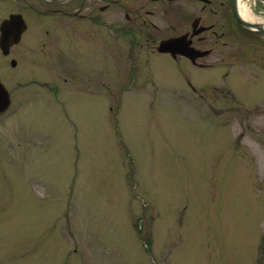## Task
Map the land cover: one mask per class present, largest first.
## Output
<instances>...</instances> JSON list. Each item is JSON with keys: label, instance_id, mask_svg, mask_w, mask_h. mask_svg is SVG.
Listing matches in <instances>:
<instances>
[{"label": "rangeland", "instance_id": "1", "mask_svg": "<svg viewBox=\"0 0 264 264\" xmlns=\"http://www.w3.org/2000/svg\"><path fill=\"white\" fill-rule=\"evenodd\" d=\"M242 2L257 19L256 1ZM47 3L3 0V18L36 15L34 84L19 73L26 56L0 67L15 102L0 116V264H264L261 42L226 78L211 74L203 97L171 93L170 71L139 67L134 83L117 40L109 56L72 54L65 67L84 77L65 85L44 46L43 11L58 8Z\"/></svg>", "mask_w": 264, "mask_h": 264}, {"label": "flooded vegetation", "instance_id": "2", "mask_svg": "<svg viewBox=\"0 0 264 264\" xmlns=\"http://www.w3.org/2000/svg\"><path fill=\"white\" fill-rule=\"evenodd\" d=\"M242 1L48 0L47 4L56 5L57 3L58 8L52 5L43 11L44 16L49 18L45 22L44 46L48 47V53L56 55L58 53L59 65L64 70L59 77L60 80H64L65 85L70 80L69 74L84 77L83 71L79 72L78 69L77 73H73L71 66L65 67L71 65L72 54L78 53V50L85 44L94 50L101 47L107 51L106 55L109 56V48H112L116 43L114 41L117 40L118 50L126 52L128 55L125 60L129 62V65H133L130 72L133 74L134 83L140 70L139 67L145 68L144 77L147 74L149 77H154L155 73L161 74L162 72L163 74L170 71L173 76L181 80V84L172 85L171 93L188 92L190 94L194 92L203 97V87L210 84L208 81L210 75L224 72L223 78H226L227 71H223L222 68L234 63L233 60L237 58L242 48L251 47L253 44L252 48L256 50L260 45L255 47L253 42H261L260 47L264 50V41L261 40L264 39V31L247 28L239 20V17L244 18L241 15V6H245ZM255 1L257 19H244L262 26L264 24V0ZM2 10L3 0H0V67L2 58L5 56L1 46L3 23L12 14H21L27 24L26 30L20 41L9 46L5 57L12 56L10 65L16 69L20 65V56H26V65L30 68H22L19 73L22 77H33L35 42L33 16L36 13L34 14V10L28 7L30 15L16 11L3 18ZM170 39L173 40L172 50L161 51L159 49L161 43ZM137 58L141 60V65H137ZM263 59L264 56H261L260 60L264 61ZM28 78L26 85L31 86L34 84V77ZM92 79L96 80L97 77H92ZM104 79L111 82L107 78ZM0 80L10 96V106L6 111L8 113L15 102L12 99L13 91L4 81L2 70ZM138 81L141 82V80ZM104 82L106 81L100 84L110 92L111 83L106 85ZM52 83V80L47 81V85H53ZM152 84L154 88H157L155 82ZM88 85L98 86L99 84L97 81H92ZM30 90H33V87ZM84 91L88 93L86 89ZM89 93L98 94L96 91ZM110 93L113 95L112 91Z\"/></svg>", "mask_w": 264, "mask_h": 264}, {"label": "water", "instance_id": "3", "mask_svg": "<svg viewBox=\"0 0 264 264\" xmlns=\"http://www.w3.org/2000/svg\"><path fill=\"white\" fill-rule=\"evenodd\" d=\"M241 24L244 26H247L249 28H255V29H259L262 30V32L264 31L263 27L261 25L258 24H251L246 22L245 20L241 19ZM2 30H3V36H2V49L4 51V55L6 56V54H8V50L9 47L13 41L11 40V38H16L17 36H21L20 34L23 33V31L25 30V24H24V19L22 17V15L20 14H15L14 16L11 15L9 20H5L3 23ZM172 45H173V40H166L163 41L160 45V50L164 51V52H169L172 49ZM3 94L2 100L0 101V113L5 111L10 103L9 101V95L8 92L6 91V89L4 88V86L2 85V83L0 82V94Z\"/></svg>", "mask_w": 264, "mask_h": 264}, {"label": "bare ground", "instance_id": "4", "mask_svg": "<svg viewBox=\"0 0 264 264\" xmlns=\"http://www.w3.org/2000/svg\"><path fill=\"white\" fill-rule=\"evenodd\" d=\"M247 9H248V8H247L246 6H244V7L241 6V12H242L241 15H243L244 18H247V16H248V15H247V12H248ZM248 19H250V18H248ZM251 19H252V20H256V19H253L252 17H251ZM24 24H25V30H26V25H27V24H26L25 21H24ZM263 26H264V24H263ZM25 30L23 31V33L25 32ZM23 33H21L20 35L22 36ZM21 36H20V37L17 36L16 38L13 37V38H11V40L13 41V43H17L18 41H20ZM8 47H9V46H8ZM9 48H10V47H9ZM2 85H4V84H2ZM2 98H4V97H3V94H2V92H1V94H0V101L2 100Z\"/></svg>", "mask_w": 264, "mask_h": 264}]
</instances>
